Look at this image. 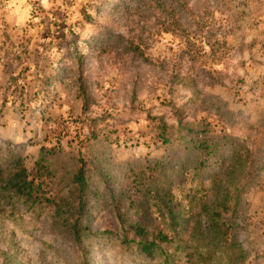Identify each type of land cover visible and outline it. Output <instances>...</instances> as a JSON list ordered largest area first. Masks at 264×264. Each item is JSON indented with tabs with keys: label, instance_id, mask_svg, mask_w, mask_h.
<instances>
[{
	"label": "rangeland",
	"instance_id": "obj_1",
	"mask_svg": "<svg viewBox=\"0 0 264 264\" xmlns=\"http://www.w3.org/2000/svg\"><path fill=\"white\" fill-rule=\"evenodd\" d=\"M184 1L189 6L172 11L156 0H17L16 16L0 0V145L22 153L35 172L43 145L61 138L69 149L99 116L114 158L142 170L177 151L154 141L152 117L176 123L173 106L188 119L207 117L261 157L236 223L246 253L238 264H264V0ZM172 12L183 25L177 31L165 29ZM130 42L149 62L124 47ZM177 76L195 82L174 83ZM159 180L179 185L169 171ZM97 186L109 192L118 183L97 177ZM141 214L133 208L127 216ZM51 222L48 212L24 206L0 218V264H84ZM118 224L108 211L94 222L113 231ZM108 238L92 248L91 264H161ZM176 255L184 261L186 251Z\"/></svg>",
	"mask_w": 264,
	"mask_h": 264
},
{
	"label": "trees",
	"instance_id": "obj_2",
	"mask_svg": "<svg viewBox=\"0 0 264 264\" xmlns=\"http://www.w3.org/2000/svg\"><path fill=\"white\" fill-rule=\"evenodd\" d=\"M155 4L172 11L189 6L184 0H156ZM172 13L167 31L183 28ZM125 46L149 62L139 45ZM173 82L191 86L195 79L177 76ZM82 97L86 111L90 97L85 91ZM173 108L176 123L152 117L151 129L155 142L176 145L177 151L155 161L152 168L137 170L115 159L111 134L98 127L99 116L91 120L85 138L69 149L61 138L52 147L43 145L35 172L22 153L0 145V218H11L21 206L31 212H48L54 232L73 244L84 264H91L92 248L103 243L106 235L161 264L243 261L246 253L236 219L242 194L262 169L261 157L255 145L218 130L207 117L188 119L181 108ZM167 171L177 177L179 185L172 180L160 182L159 176ZM97 177L108 187L117 179L118 186L101 192L100 186L93 188ZM133 208L142 212L135 219L127 216ZM101 211L116 215L119 224L114 231L94 225ZM179 251H186L184 261L176 258Z\"/></svg>",
	"mask_w": 264,
	"mask_h": 264
},
{
	"label": "clouds",
	"instance_id": "obj_3",
	"mask_svg": "<svg viewBox=\"0 0 264 264\" xmlns=\"http://www.w3.org/2000/svg\"><path fill=\"white\" fill-rule=\"evenodd\" d=\"M20 3H23V0H20ZM8 9L12 10L14 15H16V16L21 15L20 12L18 11L19 4L17 3V0H9Z\"/></svg>",
	"mask_w": 264,
	"mask_h": 264
}]
</instances>
